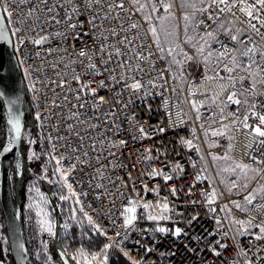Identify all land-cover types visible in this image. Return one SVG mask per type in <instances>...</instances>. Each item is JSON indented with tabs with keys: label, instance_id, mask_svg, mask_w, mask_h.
I'll return each instance as SVG.
<instances>
[{
	"label": "snow or ice",
	"instance_id": "snow-or-ice-1",
	"mask_svg": "<svg viewBox=\"0 0 264 264\" xmlns=\"http://www.w3.org/2000/svg\"><path fill=\"white\" fill-rule=\"evenodd\" d=\"M17 3L27 7V11L21 7L16 13L23 16V20L17 22L22 26L12 31L15 42L9 37V29L4 25L5 17L0 16V42H3L0 43V70L5 67L4 44L11 45L14 54H23L28 45L34 47V58L41 63L31 71L26 67L24 69L26 77L38 71L44 72L47 76L44 66L46 62L53 70L63 69V72L55 73L57 79L50 81L55 85L52 91L57 98L51 103L50 114L56 116L54 109H61L60 116L57 118L66 124L68 135L59 139L70 140L74 135L81 147L78 149L73 144L69 148V145L65 144L64 147L69 154H62L58 159L53 156L52 159L58 165L55 171L64 180L66 188L71 196L76 198L77 204H81V201L73 188V183L69 182V177L77 170L78 164L93 166L90 153L95 154V161L100 165L95 171L102 179H107L104 176L106 168L111 167L114 172L117 168L127 167L121 162V157L124 155V150L129 147V141L121 136L122 132H131L134 127L139 134L131 135V140L135 144L145 139L152 140L156 135L164 134L169 129L175 131L188 123L184 119L187 114L182 115V109H179V106L173 114L167 99L162 100L164 115L168 120L167 125L159 123L146 129V121H138L134 110L130 116L124 115V123L129 126L127 129L121 122V114L133 105V97L145 104L149 113L153 111L152 106L147 104L150 98L155 99L156 96L163 98L165 93L171 91L177 93L179 99V91L183 90L173 87L169 83V78L173 82L180 79L188 85V96L181 103L189 105L190 110L195 113L196 121L204 119L201 109L208 107V101H211L213 106L209 117L211 123L208 128H205L204 124L199 125L203 129L206 141L209 132L211 137L216 138L209 144L210 148L223 147L220 141L225 138L229 141L234 139L231 135L234 130L242 131L249 138L248 144L245 145L246 149H250L246 153L247 161L237 162L229 155L234 148L230 142L227 145V151L223 155L212 154V160L232 161L227 167L221 169V172L229 173L231 176L228 181L230 187L227 188L229 194L235 190L237 195H241L240 189L247 190V194L242 195V200L251 207L245 208L240 201L230 200L232 207L246 214H250L253 210L261 213L259 223H254L255 217L247 220H233V223L241 225L238 234L250 235L257 242L264 241V183H260L256 188L250 187L251 182L264 180V0H179L178 7L183 10L179 16L176 12V0H143V2L142 0H10V3L9 0H0V9L7 14L9 22L13 12L8 9ZM137 14L140 16L139 20L135 19ZM181 19L183 20L182 28L179 23H173ZM86 26L87 31H85ZM49 28L52 31H48ZM142 28L143 32H141ZM190 30H200L203 34L197 32L199 37L197 39V36L189 34ZM86 37L88 39H85ZM88 40L92 41L91 45L88 44ZM137 40L139 43H136ZM53 42H56L55 46ZM77 42L81 44L78 50ZM185 45L190 46L191 55L184 47ZM53 56L58 57L55 62L47 61L48 57ZM157 61L164 62L165 67L157 68ZM17 63L24 65L25 61L17 57ZM189 64L194 65L196 70H201L199 83L204 88L203 91L192 80L193 72L187 67ZM77 65L82 67L83 74L76 71ZM68 69L72 72L70 79ZM149 72H154L155 75L145 80ZM97 77L104 78L97 81ZM11 79L10 74L0 75V85H3L5 80ZM35 83L32 84L34 92L38 91ZM245 84L247 87H244ZM237 85H240V88H237ZM217 86L219 91L216 90ZM59 88H63L66 94L61 96L56 90ZM154 89L159 91L154 92ZM101 90L112 93V99L100 95ZM125 92L128 93L127 102H124ZM5 96L6 91L0 90V97ZM73 98L77 103H72ZM57 100L60 102L57 103ZM18 101L19 96L15 100L7 101L10 106L8 122L12 125L15 136L6 145H0V151L3 153H14V147L21 139L20 114L11 109V105L17 104ZM105 104H110V108L104 109ZM65 108L68 115L64 114ZM88 109L91 110V115L88 114ZM225 109L229 111L225 113ZM35 118L40 120V113H37ZM212 124L219 126L213 128ZM238 125L242 127L238 128ZM56 130L59 132V126ZM81 131L89 136L90 144L85 145V136L81 135ZM190 132L193 137L196 136L195 128H192ZM91 133H95V136ZM47 139L51 140V136L49 135ZM178 142L189 150L200 151V148L193 143V139L180 136ZM36 143L34 139L27 141L29 146ZM154 150L158 152L156 159L164 155L159 149L149 146L143 150L147 153L143 159L151 161L153 159L151 153ZM24 151L29 152L27 157L29 160L40 158L30 147ZM189 159L191 160V157ZM192 166L195 167V163ZM131 167L135 168V165ZM20 169L21 164L17 162L16 175L22 174ZM170 171L182 173L184 169L177 161ZM142 175H147L153 180L162 178L166 185L174 178H178L157 168H152L151 171ZM127 176L128 181H125L122 186L129 189L128 196H124L119 186V182L123 179L121 177H117V180L112 182L116 186V192L106 191V194L113 199V206H115L114 199L117 195L126 200L120 211L123 220L121 227L125 231L123 235L121 232L115 233V237L119 239L110 237L101 225L94 222L93 216L85 212L83 206L80 207L79 211L87 218L95 233L107 240L99 253L78 250L83 264H93L95 261L99 264H109V250L112 249H118L125 258L129 259L130 264H141V261L131 259V250L126 251L121 247L128 239V231L140 218L141 209L144 210L145 219L157 222V226L153 229L155 233L177 239L188 235L184 228L175 226L182 221L173 220L174 208H170L167 197L155 203L145 199L149 193L159 196V186L152 188L144 183L142 189L137 190L136 179H133L130 173H127ZM94 179L96 177H90V187L93 186ZM200 179L201 176L198 174L196 182ZM101 187L103 186L99 183L95 185L97 189ZM194 187L195 184L189 186V196L193 195ZM169 191L175 197L183 189L173 185ZM82 195L86 197L88 193L84 192ZM224 195L215 187L211 191L207 189L201 191L204 205L213 214L216 213L217 208L211 206L217 204ZM258 197L261 202L254 203ZM41 198L44 199L42 194ZM96 198L101 197L98 195ZM60 199L67 200L69 197L61 196ZM187 203L195 206L201 202L191 199ZM229 203H225L220 211L230 215L232 208L229 207ZM156 209H159V212H155ZM37 215H40V212ZM178 215L182 217L183 213ZM198 220L199 213H196L186 221V224L188 227H193ZM160 221H171L174 227L159 226ZM112 223L115 225L117 222L113 220ZM215 223L221 225V220L215 218ZM249 228H255L257 231L250 232ZM47 231L54 235L50 223ZM204 231L205 236H196L194 239H207L209 236L219 234V229ZM223 235L225 238L228 237L227 232ZM232 239L234 240L235 237ZM135 243L139 245L140 241L137 240ZM227 248L226 243L217 239L209 241L207 251L219 258L222 252L218 249L226 250ZM189 250L197 253L195 248ZM260 250L264 251V248ZM152 251V247H145L146 253ZM241 251L247 254L246 250L241 249ZM65 255H67L66 252ZM172 255L174 256L175 252H172ZM72 259L76 261V264H81L76 256ZM247 264H254V261L248 260Z\"/></svg>",
	"mask_w": 264,
	"mask_h": 264
},
{
	"label": "built area",
	"instance_id": "built-area-1",
	"mask_svg": "<svg viewBox=\"0 0 264 264\" xmlns=\"http://www.w3.org/2000/svg\"><path fill=\"white\" fill-rule=\"evenodd\" d=\"M21 7H24V11H27V7L21 6L18 3L14 7H9L8 10L13 12L11 22H9L7 14L2 9L3 15L5 17L6 27L9 29V33L13 42H15V37L12 36V31H14L16 27L22 26L21 23L17 22L22 21L23 16L16 14ZM178 14H180V12H178ZM135 19H140L139 14L135 16ZM48 31H52V29L49 28ZM85 31H87V26L85 28ZM143 31L144 29L142 28L141 32ZM197 32H200V30H192L191 35L197 36ZM200 34L202 35L203 33L200 32ZM181 35L183 34L181 33ZM198 38L199 37L197 36V39ZM85 39L88 38L86 37ZM55 43L56 42H53V46H55ZM136 43H139V40H137ZM88 44L91 45L92 41L88 40ZM80 47L81 44L77 42V50ZM184 47L189 51V54L191 55L190 46L185 45ZM216 47H218V45ZM14 55L16 57V60L17 57H19V59L25 61L24 65L18 64L24 83L26 94L25 96L32 111L31 118L42 135L50 157L52 158L53 156H55L58 159L62 154L68 155L69 152L65 149V144H68L69 148L73 144H75V146L79 149L81 145L79 141L75 139L74 135L70 140L59 139V137H66L68 135L66 131V124L61 119L57 118L60 116L61 109H54L56 116H52L50 114L52 111L51 103L53 100L57 99L54 92L52 91V89L55 88V85L51 84L50 81L53 79H57L55 73L57 71L63 72V69L57 68L53 70L48 66V63L46 62L44 66L47 71V76H45L44 72L38 71L33 72L31 76L26 77L24 73V69L26 67L29 71H31L32 68L37 67L41 63L40 60L34 58V47L32 45H28L23 54L15 53ZM41 55L43 56V53ZM29 57L33 58L30 59ZM179 58L180 57H178V59ZM56 59H58V57L56 56L48 57L47 61L55 62ZM112 67H114V65H112ZM164 67V62L157 61V68ZM188 69L189 71L193 72L192 80L196 82V86L200 87L201 91H203L204 88L201 87L199 83L201 70H196L195 66L194 68L190 67ZM76 71L80 74H83V69L79 65H77ZM117 72H119V69H117ZM71 75V69H68L69 79L71 78ZM154 75V72H149V75L145 77V80L151 78V76ZM103 78L104 77H97V81ZM34 82H36L35 86L38 90L36 92L32 90V84ZM169 83L178 90H183L179 91V99L177 98L178 94L171 91L165 93L163 98L160 96H156L155 99L150 98L147 100V104H150L152 106L153 111L149 113L147 111L146 105L142 104L141 101L136 97H133V105L128 109H125L124 113L121 114V122L124 123L125 114L130 116L132 114V111L134 110L138 121H146V129L159 123L167 125L168 120L164 115L162 106V100L167 99L169 101L173 114H175V112L178 110L177 106H179V109H182V115L184 113L187 114L184 116V119L187 120L188 123L181 128H177L175 131L169 129L164 134L156 135L152 140L145 139L143 141H137L135 142V144H133V141L131 140V135L136 134L138 136L139 134L136 132V129L134 127L131 129V132H122L121 136L128 139L129 141V147L124 150V155L121 157V162L127 167L123 169L117 168L114 172L112 171L111 167L106 168L104 170V176L107 177V179H102L95 171V169L99 168L100 165L95 161V154L90 153V158L92 160L93 166L87 167L78 164L77 170L69 177V182L73 183V188L81 201V204H77L76 198L71 196L76 203L78 212L82 220L89 224L84 214L79 211L81 206L84 207L85 212L93 216V220L96 224L101 225V227L108 232V235L110 237H112L113 239H119L115 237V233L121 232L122 235L124 234L125 230L121 227L123 220L120 216V211H122V204L126 203V200H123L120 195H117L114 199L115 206H113V199L106 194V191L116 192V186L112 182H115L117 180V177H121L123 179L119 182V186L121 187V191L124 193V196H128L129 189L123 187L122 185L125 181H128L127 173H130L133 179H136L137 181V190L142 189L144 183H147L149 187L152 188L159 186V196L153 193H149L145 197V199H147L149 202L155 203L156 201H162L165 197H167L170 208H174L173 220L182 221L175 226L184 228L185 231L188 232L187 236L179 239L171 236H164L160 233H155L153 229L157 226V222L148 221L147 219H145L144 210L141 209L140 218L128 231V239L124 242L123 245H121V247H123L126 251L131 250V259L141 261V264H234V262L235 264H247L248 260H253L254 264H264V251L260 250L261 248H264V241L257 242L250 235H239L238 232L239 230H241V225L233 223V220H247L252 217H255L254 223H259L261 220V213L253 210L250 214H246L232 207V205L229 203L230 200H238L242 204L244 203L242 200V195L247 194V190L241 192V195L226 194L222 190L220 185L216 182L211 167L212 154L223 155L227 151V145L229 144V142L234 145V148L229 153V155H231L237 162L247 161L248 156L246 153H248L250 149H246L245 145L248 144L249 138L246 137L242 131L234 130L231 133L234 139L229 141L227 138H225L220 141L223 147L210 148L209 144L213 139L216 138L211 137L209 132V136L206 141L205 137L203 136V129H201L199 125L204 124L205 128L209 127V124L211 123L209 117L213 110L211 101H208V107L201 109V112L204 115V119L196 121L194 119L195 113L190 110L189 105L187 103H181V101H183L184 98L188 96V85L182 82L180 79H177L173 82L171 78H169ZM73 87H75L74 84ZM244 87H247V84H245ZM237 88H240V85H237ZM56 90L60 93L61 96L66 94L63 88H59ZM216 90L219 91L218 86ZM153 91L155 92L159 90L154 89ZM99 94L109 99H112L113 95L106 90H101ZM127 99L128 93L125 92L124 102H127ZM59 102L60 101L57 100V103ZM72 103L75 104L77 103V101L73 98ZM110 106V104H105L104 109H109ZM63 111L65 115L69 114L67 108H65ZM215 111H218V109H215ZM227 111H229V109H225V113H227ZM37 113H40L41 115L40 120H37L35 118ZM88 114L91 115L90 109H88ZM226 122L227 121H225V123ZM68 123H72V121H68ZM57 126H59V132H57L56 130ZM218 126V124H212L213 128ZM124 127L127 129L129 126L124 123ZM237 127L241 128L242 125H238ZM192 128L196 129L195 137L191 135L190 130ZM49 135L51 136V140L47 139ZM81 135L85 136V145L90 144L91 141L89 139V136L86 135L83 131H81ZM91 135L95 136V133H91ZM180 136H184L188 139H193V143L200 148V151L197 152L195 149L189 150L186 146H181V144L178 142ZM53 145H55V148H53ZM149 146H153L154 148L159 149L160 152L164 153V155L160 156L159 159H156V157L158 156V152L154 150L151 153L153 159L151 161L144 160L143 156L147 155V153H145L143 150ZM117 154L119 155V153ZM189 157H191V160L189 159ZM201 157H203V159H201ZM52 160L57 168L58 165L56 164L55 160ZM177 161H179L180 165L184 169L182 173L178 171H170ZM103 162L105 164L107 163V161ZM113 162L115 163V161ZM193 163H195V167L192 166ZM165 164H167V167H165ZM132 165H135V168L131 167ZM65 166H67V164H65ZM152 168L163 169L167 174L174 175V177L178 178H174L166 185L162 178H156L153 180L149 179L147 175H142V173L151 171ZM198 174L201 176V179L199 182H196V177ZM90 177H96V179L92 180V187L89 186ZM257 182L258 181L253 182L250 187L254 188ZM98 183L103 187L99 189L95 188V185ZM192 184H195V187L192 189L193 195L189 196L188 188ZM58 185L63 187L71 195V193L65 186L64 180L61 177ZM173 185H176L177 187L183 189V191L179 192L175 197L172 196L169 191L170 187ZM213 187H215L217 191L223 192L225 194L222 199L218 200L217 204L211 206L217 208V211L214 214L208 211V208L204 205L203 197L201 196L202 190L207 189L211 191ZM84 192L88 193L86 197L82 195V193ZM98 195L101 197L100 199L96 198ZM191 199H195L197 201H200L201 203L193 206L187 203ZM260 202L261 201L258 197L257 201H255L254 203ZM225 203H229V207L232 208V212L230 215L227 212L220 211V208L223 207ZM249 207L251 206L248 205L246 208ZM155 212H159V209H156ZM179 213H183V216H179ZM196 213H199V220L194 223L193 227H188L186 221ZM213 217L220 219L221 225H217L215 223V218ZM113 220L117 222L115 225H113L112 223ZM159 226H165L169 228L174 227L171 221H160ZM205 229H208L209 231H215L216 229H219V234L215 236H209L207 239H194V237L196 236H205ZM249 231L255 232L257 230L255 228H249ZM225 232H227L228 234L227 238H225L223 235V233ZM99 237L101 239L102 248L103 244L107 242V240L103 236ZM232 237H235V239L233 240ZM217 239L228 245V248L226 250L218 249L222 252V256L219 258L214 257L211 252L207 251L209 241H214ZM137 240L140 241L139 245L135 243V241ZM140 245H144L145 247H152L153 251L150 253H146L145 247H141ZM256 245H259V247H256ZM191 248L197 249V253L191 252L189 250ZM241 249L246 250L247 254H245L244 251H241ZM172 252H175L174 256L172 255ZM115 253L120 252L118 249L109 250V259H111ZM68 259L71 264H73L71 258L68 257ZM127 260L129 261L128 258Z\"/></svg>",
	"mask_w": 264,
	"mask_h": 264
},
{
	"label": "rangeland",
	"instance_id": "rangeland-1",
	"mask_svg": "<svg viewBox=\"0 0 264 264\" xmlns=\"http://www.w3.org/2000/svg\"><path fill=\"white\" fill-rule=\"evenodd\" d=\"M176 2V12L179 16L183 10L178 7L179 0H176ZM178 12H180V14H178ZM173 23H179L181 28L183 27L182 19L173 21ZM189 34H192V30H190ZM190 53L192 54L191 49ZM187 67L194 68V65L189 64ZM25 101L27 103V113L31 115L32 111L27 99H25ZM29 139H34L37 143L29 146L27 144ZM29 147L37 152L40 157L39 159L29 160L27 158L29 152L24 151V149ZM21 153L23 172L21 177H16L15 171L12 170L10 176V189L14 205L18 206L21 210L25 240L33 257L34 264H62L60 253L65 254V252L67 253L66 256L71 258L73 264H76V261L72 259L73 256H76L77 260H80L81 264H83L78 250L83 249L85 252L98 253L101 246L96 251H90L83 246L82 243L75 244L68 241V239H66L67 235L73 229H77L78 234L89 242H101V239L98 234L95 233L94 229L82 220L76 203L71 195L63 187L58 185L60 175L55 171L56 166L49 155L40 131L31 117L25 122L21 141ZM40 159H44V161L39 162ZM231 163L232 161H213L211 157V167L215 180L228 195H230L227 192V188L230 187L228 181L231 179V176L229 173L221 172V169L227 167ZM35 172L39 173L35 174ZM252 183L253 182L250 183V186ZM260 183H264V180H259L254 188L258 187ZM37 189H39V192H37ZM243 191H245V189H240V192ZM41 194L44 199L41 198ZM231 194H236L235 190ZM61 196L69 197V199L61 200ZM29 205H31V207H29ZM242 205L245 208L248 206L245 203ZM73 209H75V211H73ZM38 212H40V215H37ZM49 223L51 224L54 235L47 231ZM65 225H67V227H65ZM116 254L122 256L130 264L123 255L120 253ZM112 258L109 259V264ZM0 264H11V253L4 218L3 220L0 218ZM93 264H99V262L95 261Z\"/></svg>",
	"mask_w": 264,
	"mask_h": 264
},
{
	"label": "water",
	"instance_id": "water-1",
	"mask_svg": "<svg viewBox=\"0 0 264 264\" xmlns=\"http://www.w3.org/2000/svg\"><path fill=\"white\" fill-rule=\"evenodd\" d=\"M0 16H4L2 9H0ZM4 25L6 22L4 19ZM9 37L10 33H9ZM3 43V42H0ZM4 60L5 67L0 70V75H11V80H5L3 85H0V90L6 91L5 97H0L2 105V115L4 123V142L6 145L14 136L15 132L12 130V125L9 121V99L15 100L19 96L17 104L11 105L13 112L20 114L21 120V139L14 147V153H3L0 151V209L4 218L6 234L9 242L10 253L14 264H34L31 259L29 250L27 248L25 234L22 224L21 210L18 206L14 205L10 189V179L12 170L16 173V164H21V173L23 172V160L21 153V141L25 127V114L27 113L26 96L24 92V83L18 67L16 57L12 51V46L4 44ZM16 175V174H15ZM22 174L16 175L21 177ZM21 245L23 247H21ZM62 264H71L68 257L64 253H60Z\"/></svg>",
	"mask_w": 264,
	"mask_h": 264
},
{
	"label": "trees",
	"instance_id": "trees-1",
	"mask_svg": "<svg viewBox=\"0 0 264 264\" xmlns=\"http://www.w3.org/2000/svg\"><path fill=\"white\" fill-rule=\"evenodd\" d=\"M29 113L25 114V122L26 120L31 117V115L29 116ZM4 142V123H3V115H2V105L0 102V145H3ZM44 159H40L39 162H43ZM39 173V172H37ZM35 172V174H37ZM0 218L3 220V215L0 209ZM66 239H68V241H70L71 243H82L83 246H85L88 250L90 251H96L100 248L101 246V242L99 241H93V242H89L88 240L83 239V237H81V235L78 234L77 229H73L66 237ZM76 246V245H75ZM11 263L13 264L12 260ZM110 264H129L122 256H120L119 254H114L113 258L111 260Z\"/></svg>",
	"mask_w": 264,
	"mask_h": 264
},
{
	"label": "flooded vegetation",
	"instance_id": "flooded-vegetation-1",
	"mask_svg": "<svg viewBox=\"0 0 264 264\" xmlns=\"http://www.w3.org/2000/svg\"><path fill=\"white\" fill-rule=\"evenodd\" d=\"M28 248V247H27ZM29 250V249H28ZM29 253H30V251H29ZM30 256H31V259L33 260V257H32V255H31V253H30ZM11 260H12V262H13V259H12V256H11ZM33 263H34V260H33ZM12 264V263H11ZM13 264H14V262H13Z\"/></svg>",
	"mask_w": 264,
	"mask_h": 264
}]
</instances>
